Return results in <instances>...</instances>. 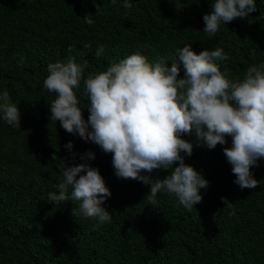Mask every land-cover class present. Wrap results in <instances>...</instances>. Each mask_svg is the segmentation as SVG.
<instances>
[{
	"label": "trees",
	"instance_id": "1",
	"mask_svg": "<svg viewBox=\"0 0 264 264\" xmlns=\"http://www.w3.org/2000/svg\"><path fill=\"white\" fill-rule=\"evenodd\" d=\"M122 2L0 0V93L7 90L21 112L19 127L0 114V264H264V159L251 169L261 183L241 189L223 153L230 137L209 150L196 147L194 136H182L194 146L191 157L181 154L185 163L209 187L200 190L203 199L193 209L168 192L158 193L153 205L146 199L150 185L118 179L111 154L50 120L56 95L43 86L48 64L69 57L87 61L86 79L135 53L171 67L177 50L188 45L197 54L223 49L229 59L218 61L221 70L242 79L250 66L264 63V0H255L247 18L222 23L214 37L202 31L213 0H130L128 10ZM76 92L87 120L83 80ZM88 152L95 159L81 160ZM60 160L99 170L111 191L102 205L110 222L75 217L78 201L48 200L63 180Z\"/></svg>",
	"mask_w": 264,
	"mask_h": 264
},
{
	"label": "clouds",
	"instance_id": "2",
	"mask_svg": "<svg viewBox=\"0 0 264 264\" xmlns=\"http://www.w3.org/2000/svg\"><path fill=\"white\" fill-rule=\"evenodd\" d=\"M122 7L131 9L132 3L123 0ZM210 7L202 17V31L209 37L217 34L222 23L245 19L256 11L255 0H213ZM84 19L92 23L88 16ZM102 52L100 48L96 55ZM228 59L219 47L197 54L188 45L177 50L171 67L163 60L149 63L135 53L105 71L89 73L86 79L87 61L77 63L69 57L66 63H49L43 86L56 95L49 105L50 120L111 154L118 179L150 185L146 196L150 204L156 203L158 193L168 192L186 209H193L203 199L200 190L209 187V181L185 163L181 154L191 157L194 146L182 136H194L196 147L209 150L226 145L230 137L231 146L223 147V153L236 177L234 183L241 189H255L261 181L251 169L264 159V63L250 66L242 79L233 80L218 63ZM82 80L89 100L87 120L76 92ZM0 114L8 125L19 127L21 112L7 90L0 93ZM66 147L71 150L73 144ZM57 158L53 155L52 160ZM80 159L92 161L95 154L88 152ZM60 161L63 180L48 200L57 205L78 201L75 217L94 218L99 224L110 222L112 214L102 205L111 191L99 170L89 163L69 167ZM157 170L168 175L153 178ZM222 200L232 207L227 198Z\"/></svg>",
	"mask_w": 264,
	"mask_h": 264
}]
</instances>
